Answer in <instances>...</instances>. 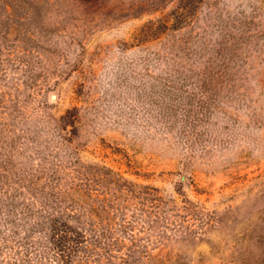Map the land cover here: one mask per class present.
Instances as JSON below:
<instances>
[{"label": "rangeland", "instance_id": "374dc122", "mask_svg": "<svg viewBox=\"0 0 264 264\" xmlns=\"http://www.w3.org/2000/svg\"><path fill=\"white\" fill-rule=\"evenodd\" d=\"M0 264H264V0H0Z\"/></svg>", "mask_w": 264, "mask_h": 264}]
</instances>
